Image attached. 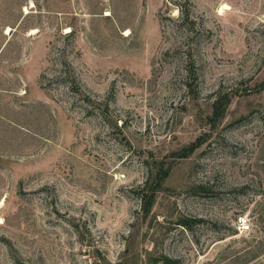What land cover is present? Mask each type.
Segmentation results:
<instances>
[{
    "label": "rangeland",
    "instance_id": "374dc122",
    "mask_svg": "<svg viewBox=\"0 0 264 264\" xmlns=\"http://www.w3.org/2000/svg\"><path fill=\"white\" fill-rule=\"evenodd\" d=\"M0 264H264V0H0Z\"/></svg>",
    "mask_w": 264,
    "mask_h": 264
},
{
    "label": "trees",
    "instance_id": "16d2710c",
    "mask_svg": "<svg viewBox=\"0 0 264 264\" xmlns=\"http://www.w3.org/2000/svg\"><path fill=\"white\" fill-rule=\"evenodd\" d=\"M182 14L185 16V20L189 19L190 17V10L188 9H181ZM232 102V96H230L227 93H221L219 92L218 95L214 98L212 107V114L209 116V121L213 125L219 121L224 114L226 113L229 105ZM202 145L201 137L197 138L195 141L191 142L190 144L182 147L181 149L177 150L175 152V156L178 158H185L190 156L198 147ZM171 170L170 165H165L164 162L160 163V167L157 170L156 174V186L152 188V192L149 195V203L150 205L153 203L152 199L157 191L161 190V185L164 179L169 175ZM183 224H187V222H183Z\"/></svg>",
    "mask_w": 264,
    "mask_h": 264
},
{
    "label": "built area",
    "instance_id": "2783aa9c",
    "mask_svg": "<svg viewBox=\"0 0 264 264\" xmlns=\"http://www.w3.org/2000/svg\"><path fill=\"white\" fill-rule=\"evenodd\" d=\"M236 227L241 231V232H248L251 230L252 224L250 219L246 215H240L235 221Z\"/></svg>",
    "mask_w": 264,
    "mask_h": 264
},
{
    "label": "bare ground",
    "instance_id": "6f19581e",
    "mask_svg": "<svg viewBox=\"0 0 264 264\" xmlns=\"http://www.w3.org/2000/svg\"><path fill=\"white\" fill-rule=\"evenodd\" d=\"M2 220V219H1Z\"/></svg>",
    "mask_w": 264,
    "mask_h": 264
}]
</instances>
